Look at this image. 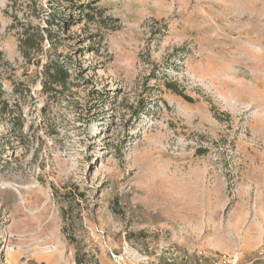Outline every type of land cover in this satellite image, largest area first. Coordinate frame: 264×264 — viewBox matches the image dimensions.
Segmentation results:
<instances>
[{"label": "rangeland", "instance_id": "rangeland-1", "mask_svg": "<svg viewBox=\"0 0 264 264\" xmlns=\"http://www.w3.org/2000/svg\"><path fill=\"white\" fill-rule=\"evenodd\" d=\"M90 2L44 94L0 0V264H264V0Z\"/></svg>", "mask_w": 264, "mask_h": 264}, {"label": "trees", "instance_id": "trees-1", "mask_svg": "<svg viewBox=\"0 0 264 264\" xmlns=\"http://www.w3.org/2000/svg\"><path fill=\"white\" fill-rule=\"evenodd\" d=\"M55 2L65 12L70 9L66 4H73V0H8L7 5V12L13 21L10 29L17 34L22 59L28 65L41 66L44 94L60 93L72 80L74 56L57 53L61 42L71 38L67 34L83 22H94L96 15L103 16V10L93 5L95 2L72 5L71 14L58 15L56 11H51ZM48 10L51 13L46 15ZM19 103L21 98L16 103L17 107ZM1 104V113L11 116V111H7L9 102L2 101ZM18 118L20 126H23L22 112H19ZM78 263L83 264L80 259Z\"/></svg>", "mask_w": 264, "mask_h": 264}, {"label": "built area", "instance_id": "built-area-1", "mask_svg": "<svg viewBox=\"0 0 264 264\" xmlns=\"http://www.w3.org/2000/svg\"><path fill=\"white\" fill-rule=\"evenodd\" d=\"M112 257L114 258V260L118 263V264H120V261H119V258L116 256V255H114V254H112ZM201 264H219L218 263V261H209V263H201Z\"/></svg>", "mask_w": 264, "mask_h": 264}, {"label": "crops", "instance_id": "crops-1", "mask_svg": "<svg viewBox=\"0 0 264 264\" xmlns=\"http://www.w3.org/2000/svg\"><path fill=\"white\" fill-rule=\"evenodd\" d=\"M100 264H110L108 261H105L104 263L100 261Z\"/></svg>", "mask_w": 264, "mask_h": 264}]
</instances>
